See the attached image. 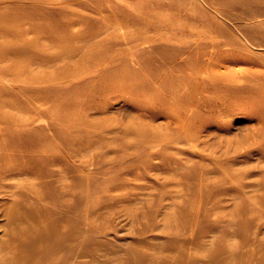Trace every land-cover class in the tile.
I'll list each match as a JSON object with an SVG mask.
<instances>
[{
	"label": "rangeland",
	"instance_id": "rangeland-1",
	"mask_svg": "<svg viewBox=\"0 0 264 264\" xmlns=\"http://www.w3.org/2000/svg\"><path fill=\"white\" fill-rule=\"evenodd\" d=\"M24 135L0 258L40 210L70 264H264V0H0V138Z\"/></svg>",
	"mask_w": 264,
	"mask_h": 264
},
{
	"label": "bare ground",
	"instance_id": "bare-ground-1",
	"mask_svg": "<svg viewBox=\"0 0 264 264\" xmlns=\"http://www.w3.org/2000/svg\"><path fill=\"white\" fill-rule=\"evenodd\" d=\"M44 147L45 145L42 142L36 141L32 138H28L25 135L22 138L19 139L17 138V140L0 138V162H4V160H7L4 158V155L6 153L16 154L18 152L26 151L25 149L40 151L43 150ZM69 154L67 153L66 155L69 156ZM15 165H17V163L14 165L11 164V166H15ZM51 183L58 189L61 188V190L63 189V187H66V185L63 184L61 185L62 181L60 179L56 181H52ZM69 186L72 187V184H69L68 187ZM34 196L36 197L37 203L47 204V201L45 198H43V194L41 193L40 189L35 190ZM67 196H72V195L70 194V192L69 193L68 192L65 193V191L62 192L63 199L61 200V203L58 204L59 207H63L64 201H67L66 199ZM197 202L200 203L198 205L199 213L197 214L192 211L191 216L194 219H196V221L200 222V219L203 220V218H200V216L201 217L207 216L208 213L210 212V209L207 210V208L205 209V206L202 205L203 202H206L203 198H200L199 201ZM65 206H67V204ZM212 208L219 209L218 206H213ZM214 212L217 214L220 213L219 211H214ZM42 215L43 213L39 210L37 212L31 211L20 215L16 213L14 218L12 217L13 219L15 218L19 219L20 223L22 222V224H20L18 227L19 229L18 231L22 234L20 235L12 234L13 236L11 235L12 237H16V239L19 240V248L18 250L9 251L5 253V255H3L0 258V264H70L68 258L62 257L59 254V252H57L60 251L63 247L60 245L59 239L57 238L53 239L55 235L47 232L42 226L41 221L43 220L42 218H44ZM33 220H35V222ZM12 221L15 222V220ZM25 221L29 223V226L28 224L25 223ZM81 234L83 235V239L87 238L86 231L81 230L80 226L77 228L71 227L66 229L64 237L66 242H70V246H72L73 242L77 239L78 236L80 237ZM20 237L23 238L21 239ZM9 242H10L9 239L4 241L5 247H9L10 244ZM70 246L67 252L71 251L70 248L72 247ZM220 249L225 250L224 248H220ZM233 258L234 257H232V259Z\"/></svg>",
	"mask_w": 264,
	"mask_h": 264
}]
</instances>
